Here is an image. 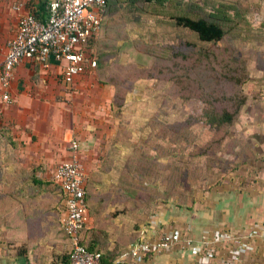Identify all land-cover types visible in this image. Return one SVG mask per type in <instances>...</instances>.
<instances>
[{
  "label": "crops",
  "instance_id": "0c3cea01",
  "mask_svg": "<svg viewBox=\"0 0 264 264\" xmlns=\"http://www.w3.org/2000/svg\"><path fill=\"white\" fill-rule=\"evenodd\" d=\"M23 12H29L24 5ZM13 15L11 35H0V70L7 41L17 30L19 14ZM89 73L67 84L61 64L55 61L45 67L26 59L15 69L9 87L13 101L0 105V264H63L72 239L63 228L66 208L53 176L57 166L72 157L73 141L80 145L78 156L88 178L87 228L97 249L123 250L142 236L153 241L165 228L179 231L180 239L172 252L151 255L146 264H196L207 247L215 250L210 264H224L234 243L214 244L213 233L218 231L254 246L237 264H264V109L248 108L246 120L255 122L253 129L230 135L237 144L225 156L228 170L216 169L215 176L210 172L205 183L184 189L182 199L167 197L168 191L160 190L167 193L162 199L167 204L159 226H138L136 218L142 209L134 206L129 211L126 205L137 191L127 194L129 173L115 175L116 157L108 156L110 150L105 149L110 144L106 140L109 129H99L104 121L88 112L89 100L75 91V85ZM112 101L109 108L119 112L121 106ZM109 174L114 178H106Z\"/></svg>",
  "mask_w": 264,
  "mask_h": 264
},
{
  "label": "rangeland",
  "instance_id": "374dc122",
  "mask_svg": "<svg viewBox=\"0 0 264 264\" xmlns=\"http://www.w3.org/2000/svg\"><path fill=\"white\" fill-rule=\"evenodd\" d=\"M41 1L0 0V35H11L16 6L35 12ZM117 1L104 12L103 21L109 24L92 45L101 69L79 80L75 91L89 100L88 112L104 121L99 129H109L110 137L105 139L110 144L104 147L110 150L108 156L116 157L113 173L132 174L137 168L144 175V188H136L132 200L127 197L129 211L134 206L142 209L136 224L158 227L167 204L160 190L170 189L167 197L182 199L184 189L205 183L210 172L215 176L216 169L228 170L225 156L237 144L231 134L253 129L255 122L246 120L250 111L264 109L260 105L264 73L254 72L264 70V0H220L245 11L235 17L239 19L223 21L225 35L212 43L200 42L190 30L177 27L175 18L179 11L190 14L189 6L202 8L194 7L202 15L215 13L211 7L218 0ZM233 14L234 10L229 15ZM241 83L243 98L235 103L233 95ZM216 93L221 96L216 98ZM118 98L121 108L113 113L109 104ZM226 110L238 112L239 117L223 144H215L218 127L210 121L217 111ZM168 178L175 181L169 187L164 184ZM163 230L161 236L168 232Z\"/></svg>",
  "mask_w": 264,
  "mask_h": 264
},
{
  "label": "built area",
  "instance_id": "2783aa9c",
  "mask_svg": "<svg viewBox=\"0 0 264 264\" xmlns=\"http://www.w3.org/2000/svg\"><path fill=\"white\" fill-rule=\"evenodd\" d=\"M107 0H51L46 15L22 13V4L15 7L19 14L15 35L7 41V53L0 70V105L11 104L9 87L16 67L24 60H35L45 67L51 61L62 66V79L73 84L77 77L94 71L98 65L96 51L92 48L102 29ZM80 145L71 144L72 157L60 163L54 172V181L65 196L66 215L63 228L72 239L67 264H102V253L91 252L81 244L80 232L90 221L87 203L86 173L78 156ZM180 239L178 231L171 230L150 242L139 240L129 247L121 258L132 257L136 264H146L151 255L172 249ZM213 243H234L225 264H237L254 246L239 240L230 233L214 232ZM190 246L191 242L187 241ZM215 250L201 251L198 264H210ZM119 262V261H118Z\"/></svg>",
  "mask_w": 264,
  "mask_h": 264
},
{
  "label": "trees",
  "instance_id": "16d2710c",
  "mask_svg": "<svg viewBox=\"0 0 264 264\" xmlns=\"http://www.w3.org/2000/svg\"><path fill=\"white\" fill-rule=\"evenodd\" d=\"M50 1L51 0H42L39 4L37 10L35 12H32V13H34L37 16L46 15L48 13V6H49ZM116 1L117 0H107L105 11L108 8H111V6L113 4H116L118 2V1L117 2ZM173 1H176V0H173ZM218 2H219V4H218ZM194 7L198 8V9H202V8H199L198 6H194ZM194 7L189 6V9L191 8L190 14H186L184 12L179 11L176 14L177 17L176 18L173 17V19L175 18L177 27H179L181 29H185V30H190L195 35H197L199 38V41L203 42V43H212V42H217V41L221 40L225 35L224 25L222 24L223 21H232V19H234L236 16L240 17L242 15V13H244V11H245V9L239 7V5H232L228 1H220V0L215 1L212 4L211 8L214 9L216 12L215 13H209L207 16H206V13H205V15H202L203 12L200 14ZM233 10H234L235 14H233L231 17L229 14ZM235 19H239V18H235ZM108 24L109 23H107L106 20L103 21L102 29H101V32L98 36L99 40H100L101 34L106 29ZM98 54H99L98 52L95 54L97 57V60H98V65L95 69L97 71H99L101 69L100 64H99L100 61H99V55ZM243 85L244 84L241 83L240 89H239L240 92L238 91L236 93V95H233L234 96L233 99H235V103L238 101L237 99L243 98V93H242ZM214 96L216 98H218L221 95L216 93V94H214ZM210 98H211V96L208 99H210ZM114 102H115L116 106L117 105L121 106L119 98H118V100L116 99V101H114ZM240 103H241V101H240ZM245 103H241V104L244 105ZM237 106H238V103H237ZM237 106H236V109H237ZM113 107L115 108V105ZM214 115H215V118L213 121H210L211 122L210 124L217 126L218 127L217 132H219L216 135V137H218V139H215L214 142H215V144L220 143V145H221V143L223 144V142L226 140V138L229 137V128L238 120L239 115H238V112L235 113L234 111H231V110L217 111L216 114H214ZM152 168H155V167H152ZM135 171L136 172L132 173V175L131 174L128 175V176H131L132 180H131V182L129 181L128 185L126 186V190L128 191V192L126 191L127 194H130V192L136 188H139V189L144 188L143 187L144 175L140 172L137 173V168L135 169ZM173 174H174V171H173ZM173 181H174V179L168 178V180L166 179L164 181V184H167V186L169 187V185ZM174 182H173V184H174ZM60 189H61V187H60ZM61 191H62V189H61ZM86 191H88L87 184H86ZM171 191L172 190L168 189V194ZM62 195H63V203L65 205V196L63 194V191H62ZM130 195H132V194H130ZM87 197H88V192H87L86 198ZM87 203L89 205L88 198H87ZM90 231H91V229L88 231L87 226H85V228L80 232L81 244L84 247H86V249L88 251L96 252V253H102V264H134L132 261H130L131 258H129V257H126L125 259L119 260L122 255L127 253V251H125V250L128 248L121 250L120 247H118V248L116 247L115 250L107 251V252L102 251V249H97L93 245V241H95V239L92 240L94 235L93 234L91 235L89 233ZM127 258H129V259H127ZM118 260H119V262H118ZM68 261H69V253L65 255L63 264H67ZM25 264H29V263H25Z\"/></svg>",
  "mask_w": 264,
  "mask_h": 264
}]
</instances>
